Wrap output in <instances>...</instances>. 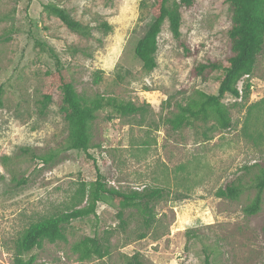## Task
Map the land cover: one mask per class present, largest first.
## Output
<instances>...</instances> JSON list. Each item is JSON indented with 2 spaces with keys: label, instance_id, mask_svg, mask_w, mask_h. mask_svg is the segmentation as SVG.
I'll list each match as a JSON object with an SVG mask.
<instances>
[{
  "label": "rangeland",
  "instance_id": "rangeland-1",
  "mask_svg": "<svg viewBox=\"0 0 264 264\" xmlns=\"http://www.w3.org/2000/svg\"><path fill=\"white\" fill-rule=\"evenodd\" d=\"M50 3L93 27V36L75 34L48 15L43 6ZM153 3L0 0V264H15L17 243L32 225L84 207L81 191L97 180L98 170L108 188L121 192L164 189L165 198L154 205V225L146 228L141 214L128 209L124 226L120 208L105 197L97 217L73 221L66 240H45L23 256L25 261L134 264L137 257L142 264H207L209 255L211 264H264V194L257 215L244 212L264 169V52L254 73L238 85L243 97L223 99L231 129L209 133L207 139L212 120L176 131L168 120L179 112V104L185 105L195 90L218 93L220 73L203 82L192 70L207 57H225L232 15L225 0H196L194 8L183 10L182 26L194 55L185 56L166 23L158 66L148 73L134 52L152 24ZM103 24L111 31L106 33ZM35 40L57 52L82 97L132 101L145 106V114L121 118L109 110L99 112L90 150L67 151L68 125L56 103L40 110L55 63ZM51 154L55 159L49 164L35 158ZM239 182L246 189L236 201L216 196L220 188ZM141 234L146 237L140 239ZM89 237H100L109 255L82 261L73 248Z\"/></svg>",
  "mask_w": 264,
  "mask_h": 264
},
{
  "label": "trees",
  "instance_id": "trees-1",
  "mask_svg": "<svg viewBox=\"0 0 264 264\" xmlns=\"http://www.w3.org/2000/svg\"><path fill=\"white\" fill-rule=\"evenodd\" d=\"M195 4L196 0H154L151 10L152 24L145 36L136 44L134 52L146 72L151 73L158 66L159 37L166 23L169 24L170 30L183 49L185 56L194 55L191 45L182 34V26L184 22L183 10L194 8ZM225 4L229 7L232 15L228 52L224 58L207 57L204 61L196 64L192 70L193 77L201 79L203 82L209 81L213 74L220 73L218 93L209 94L195 90L185 105H178L179 112L168 120V123L176 131L185 126L194 125L195 122L209 124L213 120V126L204 133L207 139H210L209 133L232 128V117L229 109L223 103V99L227 95L237 99L243 97L238 85L243 78L250 77L254 73L258 59L264 52V0H225ZM43 8L48 15L58 18L71 32L85 38L93 36V27L76 20L62 7L50 3L45 4ZM103 25L106 33L111 31L108 24ZM35 45L48 52L55 63V70L46 77L40 110L44 113L56 103L60 115L68 125L67 151L87 153L90 150L93 140L92 127L99 112L109 110L112 115L121 118L145 114V106H137L132 101L106 97L101 94L92 98L82 97L75 87L69 69L64 65L57 52L39 40H35ZM100 80L101 76L97 74L96 83ZM249 90L250 84H247L244 90L245 96L249 94ZM3 95L4 89L0 86V109L3 107ZM56 96L58 99L55 102ZM35 158H40L49 164L55 159V155L35 156ZM104 181V175L98 170L97 180L85 185L81 191L85 202L84 207H77L71 211L45 218L32 225L17 243L15 264H33V260L25 261L23 256L41 246L45 240L51 242L66 240V227L73 221L84 220L91 216L97 217L98 204L104 202L105 197H109L113 204L120 208L118 212L120 219L123 220L124 211L136 209L141 214L146 228L149 229L154 225V205L165 198L164 189L145 187L142 190L121 192L114 188H108ZM254 187L257 190L256 196L252 203L244 209L248 216L257 215L261 211L264 194V169L256 176ZM245 189L242 182L234 183L220 188L216 196L236 201ZM122 224L127 225L124 220ZM145 237V234L140 235V239ZM73 249L80 255L82 261L92 258L104 259L109 255V248L103 244L100 237L85 238L77 242ZM135 259L134 264H142L137 260V257ZM210 261L208 255L207 264H211Z\"/></svg>",
  "mask_w": 264,
  "mask_h": 264
}]
</instances>
